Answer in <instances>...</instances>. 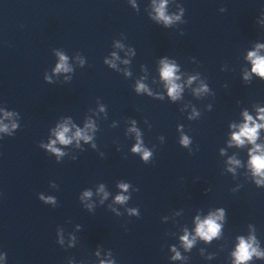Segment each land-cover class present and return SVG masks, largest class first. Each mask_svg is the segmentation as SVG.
<instances>
[{
    "label": "water",
    "instance_id": "95a60500",
    "mask_svg": "<svg viewBox=\"0 0 264 264\" xmlns=\"http://www.w3.org/2000/svg\"><path fill=\"white\" fill-rule=\"evenodd\" d=\"M181 2L185 23L165 30L147 18V0H139V12L126 0H0V104L21 116L15 135L0 141V250L7 252L8 264H67L70 257L77 264H90L97 245L112 250L117 264H168V245L176 243L172 234L177 227L190 225L196 210L215 207L227 210L228 222L224 239L208 247L217 254L212 264H227L231 241L248 223L257 226L264 240V189L242 176L234 181L222 174L218 155L227 124L237 118L240 107L264 101V82L245 86L239 75L243 52L264 41V31L255 23L264 5L260 0ZM221 7L226 9L223 14ZM122 36L137 52L134 76L140 75L141 65L154 73L156 60L165 55L186 72H200L215 93L199 101L185 94V102L202 111L200 120L187 121L180 105L136 96L132 81L107 69L103 58L112 41ZM53 49L69 56L79 52L87 59L70 84L43 80L55 62ZM192 58L198 63H191ZM225 65L229 70L222 72ZM97 99L108 109V119L98 121L97 152L86 148L76 153L75 161L66 157L57 164L39 149L60 117L72 116L79 123ZM208 103L213 104L211 112L203 111ZM128 119L137 120L148 147L156 145L148 164L129 153L133 141L124 135ZM113 120L119 127H110ZM181 123L193 139L192 155L177 143L176 126ZM160 136L165 137L163 145ZM98 152L104 153L103 159ZM120 180L139 189L128 204L140 209L139 218L115 217L107 205L90 215L80 206L82 190L104 183L115 194ZM51 182L58 191L49 188ZM237 183L242 187L233 193ZM41 192L56 196L57 207L43 205L37 198ZM178 210L183 215L176 222L161 223L163 216ZM77 224L82 226L77 246L60 248L57 227L67 233ZM200 247L204 245L189 254V264H205Z\"/></svg>",
    "mask_w": 264,
    "mask_h": 264
},
{
    "label": "clouds",
    "instance_id": "9594fccd",
    "mask_svg": "<svg viewBox=\"0 0 264 264\" xmlns=\"http://www.w3.org/2000/svg\"><path fill=\"white\" fill-rule=\"evenodd\" d=\"M127 5L135 12L140 11L139 0H126ZM264 5V0H260ZM174 6V10L173 9ZM224 7L219 8L221 14L225 13ZM144 12L147 18L155 25L167 30L173 29L185 23V8L181 0H147ZM256 26L264 31V7H261L256 18ZM181 36L184 33H179ZM125 37L112 41V50L103 58V64L107 69L122 76L125 80L132 81L131 90L136 96L148 97L152 100L169 104L180 105V112L185 114L189 122L198 121L202 117V111L193 103L185 102V94H189L195 100H204L214 97L215 93L209 83L200 72H186L182 70L180 63L168 55L161 56L156 60L154 73L141 65L140 75L134 76L132 62L137 55L136 49L127 45ZM54 65L50 71H45L43 80L48 85L70 84L76 69H83L87 65V59L76 52L69 56L63 49H53ZM243 66L240 68V80L248 86L254 80L264 82V41L258 40L253 43L242 55ZM191 63L197 64L192 58ZM227 65L221 67V71H228ZM226 88L227 85L225 84ZM239 107V102H237ZM213 104L205 105L203 111L211 112ZM108 119L107 106L96 100L94 109H89L81 122H76L72 116H62L48 129L46 141L42 140L38 147L48 156L53 157L60 164L66 157L73 161L77 159L76 153H82L87 149L98 151L96 143L97 133L100 131L98 121ZM20 113L9 110L0 104V141L6 137L11 138L21 127ZM147 125L148 122L145 120ZM111 128L119 127V121L113 120ZM150 127V126H149ZM177 143L180 148L187 150L189 155L194 152L193 139L186 133L184 124H177ZM126 138L133 143L129 153L139 158L143 164H148L154 156L156 145L151 148L145 144L144 132L136 119H128L124 130ZM159 144L163 145L165 137H158ZM119 151V148H117ZM195 151H199L197 147ZM243 153L244 158L241 154ZM101 159L103 152H98ZM219 157L223 160V172L236 181L243 177L256 189H264V101L253 103L251 107H240L236 119L227 124L224 146L219 148ZM242 187L237 183L231 189L233 193ZM49 188L58 191L55 182L49 184ZM116 192H110L104 183H99L93 188H86L78 195L80 206L88 213L94 214L98 207L107 205V210L115 217L126 215L130 218H139L140 209L129 207V201L133 193L139 191L131 183L120 180L115 185ZM38 200L45 206L56 208L58 201L56 196L39 193ZM121 209L123 211H121ZM183 215V210L172 213L171 216H163L161 223L176 222ZM227 210L224 207L209 208L206 212L196 210L191 218L190 225L185 224L177 227L173 233L176 243L168 245V264H189V254L198 245L199 255L205 264H212L217 254L209 252L208 247L214 242L224 239L225 225L227 224ZM82 231V226L77 224L71 232H65L62 227L56 229V244L65 250L77 246V233ZM223 247L219 251H223ZM93 260L90 264H117V259L112 250L97 245L92 253ZM264 264V240L258 234L257 226L248 223L246 230L235 235L231 241L230 250L227 254V264ZM0 264H8L7 252L0 250ZM67 264H77L74 258H68Z\"/></svg>",
    "mask_w": 264,
    "mask_h": 264
}]
</instances>
